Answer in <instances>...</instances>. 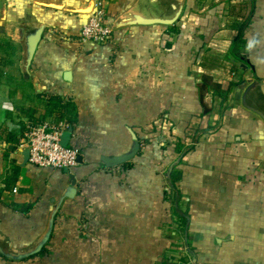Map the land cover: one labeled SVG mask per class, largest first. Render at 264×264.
<instances>
[{
  "label": "crops",
  "instance_id": "0c3cea01",
  "mask_svg": "<svg viewBox=\"0 0 264 264\" xmlns=\"http://www.w3.org/2000/svg\"><path fill=\"white\" fill-rule=\"evenodd\" d=\"M105 1L99 43L80 37L95 0H0V245L32 249L77 181L44 249L0 264H264V0ZM46 121L80 151L70 173L25 163Z\"/></svg>",
  "mask_w": 264,
  "mask_h": 264
},
{
  "label": "built area",
  "instance_id": "2783aa9c",
  "mask_svg": "<svg viewBox=\"0 0 264 264\" xmlns=\"http://www.w3.org/2000/svg\"><path fill=\"white\" fill-rule=\"evenodd\" d=\"M105 0H95L94 10L81 30L83 41L106 43L113 37V28L108 23ZM66 126L51 122L33 123L23 133L19 147L30 152L29 163L40 168L71 169L79 164L80 151L63 144Z\"/></svg>",
  "mask_w": 264,
  "mask_h": 264
},
{
  "label": "water",
  "instance_id": "95a60500",
  "mask_svg": "<svg viewBox=\"0 0 264 264\" xmlns=\"http://www.w3.org/2000/svg\"><path fill=\"white\" fill-rule=\"evenodd\" d=\"M141 23H146V24H152V23H164V24H169L171 23V21L168 20H162V19H145V20H141ZM42 35H43V29L40 28L38 30H36V32H34L33 34L29 35V37H27V64L31 65L36 50L38 48V45L42 39ZM70 137V132L65 133V135H63V144L67 145L68 144V140ZM133 144L130 148V150L124 154L121 155H115V156H109V155H103L101 157V162L103 165H105L106 167H116V166H120L123 165L127 162H130L131 160H133L139 153L141 145H140V141L137 138L136 134H133ZM25 163L28 162L29 160V156H30V152L28 149H26L25 152ZM78 161L81 162L82 158L79 156ZM64 171L66 173H70V169L65 168ZM76 177L73 174H70V183L69 186L67 188V191L64 193V195L56 202L49 220H48V225L46 230L44 231V233L42 234V236L36 241L34 247L32 249H30L29 251H25V252H18V251H14V250H9L6 251L1 245H0V253L3 254L5 257H8L10 259L13 260H23L25 258H29L31 256H34L36 254H39L44 247L48 244L51 235H52V231H53V227H54V222H55V217L56 214L60 208V205L62 204V202L64 201L65 198H74L77 194V189H76Z\"/></svg>",
  "mask_w": 264,
  "mask_h": 264
},
{
  "label": "trees",
  "instance_id": "16d2710c",
  "mask_svg": "<svg viewBox=\"0 0 264 264\" xmlns=\"http://www.w3.org/2000/svg\"><path fill=\"white\" fill-rule=\"evenodd\" d=\"M239 70H240V67H239L237 64L231 65L230 68H228V72L231 73V74H232V73H237ZM241 82H242V80H240L239 82H234V83H232L231 85L235 86V85H237V84H239V83H241ZM218 88H219V87H218ZM218 90H219V89H218ZM220 93H221V95H222L223 100H225V95L223 94V92L220 91ZM172 179H173V183H172V191H175V193H176L177 196H178V189L175 187V179L173 178V176H172Z\"/></svg>",
  "mask_w": 264,
  "mask_h": 264
}]
</instances>
